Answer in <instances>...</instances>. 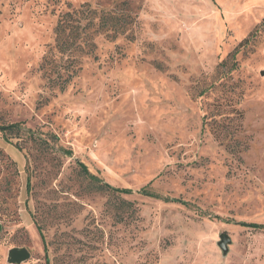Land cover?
<instances>
[{
	"label": "rangeland",
	"instance_id": "obj_1",
	"mask_svg": "<svg viewBox=\"0 0 264 264\" xmlns=\"http://www.w3.org/2000/svg\"><path fill=\"white\" fill-rule=\"evenodd\" d=\"M249 224L264 0H0V264H264Z\"/></svg>",
	"mask_w": 264,
	"mask_h": 264
},
{
	"label": "trees",
	"instance_id": "obj_2",
	"mask_svg": "<svg viewBox=\"0 0 264 264\" xmlns=\"http://www.w3.org/2000/svg\"><path fill=\"white\" fill-rule=\"evenodd\" d=\"M104 22H108V19L105 18V21H103V23ZM15 128H17V125H10V126L2 128V130H4V131L7 130V131H9V133H12V130L15 129ZM66 153L69 155L70 152H66ZM79 166L81 167L82 174L87 179H89L92 182V184L94 185V188H95L96 191L108 192V193H111V194H124V195H130V194H133V193H137V194H140V195H143V196H146V197H151V198L159 199V200H162V201L182 203L181 201H179L177 199L161 197L158 194L148 190L147 186H145V187H143V188H141V189H139L137 191H133V190L126 189V188L113 187L110 184L102 181L97 176L91 174L88 171V169L83 164L79 163ZM247 226L248 227H252L254 229H264V224H249ZM38 231H39V234H40L41 238L43 239V236L41 234L40 228H38ZM44 253H45V256H46V253H47L46 248H44Z\"/></svg>",
	"mask_w": 264,
	"mask_h": 264
},
{
	"label": "water",
	"instance_id": "obj_3",
	"mask_svg": "<svg viewBox=\"0 0 264 264\" xmlns=\"http://www.w3.org/2000/svg\"><path fill=\"white\" fill-rule=\"evenodd\" d=\"M219 238L220 241L218 242V246L222 253L226 254L228 252L227 245L230 243V239L227 234H221ZM28 258L29 252L26 248H11L8 251L7 262L10 264H20Z\"/></svg>",
	"mask_w": 264,
	"mask_h": 264
}]
</instances>
